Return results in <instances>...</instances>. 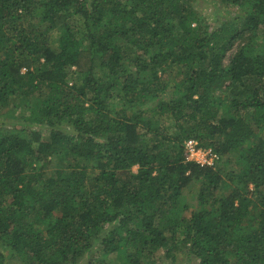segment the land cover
Wrapping results in <instances>:
<instances>
[{
  "label": "trees",
  "instance_id": "obj_1",
  "mask_svg": "<svg viewBox=\"0 0 264 264\" xmlns=\"http://www.w3.org/2000/svg\"><path fill=\"white\" fill-rule=\"evenodd\" d=\"M195 1L0 0V264H264V0Z\"/></svg>",
  "mask_w": 264,
  "mask_h": 264
},
{
  "label": "rangeland",
  "instance_id": "obj_2",
  "mask_svg": "<svg viewBox=\"0 0 264 264\" xmlns=\"http://www.w3.org/2000/svg\"><path fill=\"white\" fill-rule=\"evenodd\" d=\"M217 1L218 0H196L193 3V9H195L198 14L200 15V17L202 18V20L204 22H208L210 24H212L214 22V24H212L211 29H215L218 27V25L221 23L220 21H223L224 19L226 20V18H228L229 16H233L235 9H226L225 11L223 10V8H219L217 5ZM215 9L217 11H215ZM220 22V23H219ZM23 72V71H22ZM240 90L241 87L240 86H236L234 87L231 91L233 92L234 95H238L240 94ZM18 101L19 103L24 102V98L22 97H16L13 100V103L10 104L9 106V112H10V117H7V119H14V120H18L19 118V110H18V105L15 104L14 102ZM225 111V110H223ZM222 111V112H223ZM3 130L6 128V126L2 127ZM47 132L43 131L40 135V138L42 140H45L48 136H47ZM59 157H50V163L47 167H45L44 169V177H48L53 175V173L56 170L59 169H64L67 164L69 163V159H58ZM226 158H228L229 160H231L230 164H226ZM234 162V158L233 157H222L221 159V164H217L216 166H220L219 168L222 170V174H224L225 172L231 171V169H233L232 165ZM215 166V168H216ZM133 172L137 171V167H133L132 168ZM93 175V174H92ZM197 186L196 185H192V187L189 190H186L183 192L182 196L179 198V202L180 205H185V204H189L188 205V210L186 211V213H188V211L190 210H194L195 209V205H196V209L197 204H195V193L197 191ZM220 193H224V190L220 191ZM218 194V192H217ZM225 194V193H224ZM16 264V261H13L12 264ZM151 264L150 260L149 263ZM153 264H198V261L196 259H193L190 256H185V255H179L176 258V261L174 262H170L169 260H166L164 258H157L155 259V263Z\"/></svg>",
  "mask_w": 264,
  "mask_h": 264
},
{
  "label": "built area",
  "instance_id": "obj_3",
  "mask_svg": "<svg viewBox=\"0 0 264 264\" xmlns=\"http://www.w3.org/2000/svg\"><path fill=\"white\" fill-rule=\"evenodd\" d=\"M183 145L187 153V161L200 168H215L219 161V156L210 148L201 147L195 140H186Z\"/></svg>",
  "mask_w": 264,
  "mask_h": 264
}]
</instances>
